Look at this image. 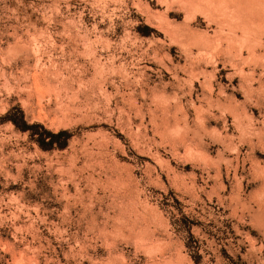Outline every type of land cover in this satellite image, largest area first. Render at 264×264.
<instances>
[{
	"label": "rangeland",
	"instance_id": "rangeland-1",
	"mask_svg": "<svg viewBox=\"0 0 264 264\" xmlns=\"http://www.w3.org/2000/svg\"><path fill=\"white\" fill-rule=\"evenodd\" d=\"M0 264H264V0H0Z\"/></svg>",
	"mask_w": 264,
	"mask_h": 264
},
{
	"label": "trees",
	"instance_id": "trees-1",
	"mask_svg": "<svg viewBox=\"0 0 264 264\" xmlns=\"http://www.w3.org/2000/svg\"><path fill=\"white\" fill-rule=\"evenodd\" d=\"M20 129L23 131H30L31 137L35 139L43 149H52L56 146L64 148L68 145L71 134L68 130H61L60 132H55L48 129L44 124H28L21 126L20 122L16 118H10ZM40 129V130H39ZM62 135L67 136V140L64 144H58V138Z\"/></svg>",
	"mask_w": 264,
	"mask_h": 264
}]
</instances>
